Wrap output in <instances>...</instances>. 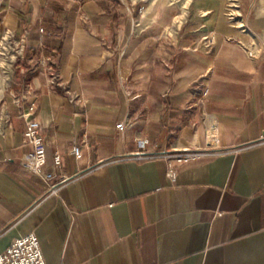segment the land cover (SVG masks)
<instances>
[{
  "label": "crops",
  "instance_id": "1",
  "mask_svg": "<svg viewBox=\"0 0 264 264\" xmlns=\"http://www.w3.org/2000/svg\"><path fill=\"white\" fill-rule=\"evenodd\" d=\"M226 3L0 0V40L19 47L0 92V254L34 234L45 264H264V40L244 44ZM30 105L55 194L20 165ZM213 122L218 154L169 180L161 155L203 148Z\"/></svg>",
  "mask_w": 264,
  "mask_h": 264
},
{
  "label": "built area",
  "instance_id": "2",
  "mask_svg": "<svg viewBox=\"0 0 264 264\" xmlns=\"http://www.w3.org/2000/svg\"><path fill=\"white\" fill-rule=\"evenodd\" d=\"M51 84L55 83L54 76L51 77ZM206 91L202 97L206 95ZM202 99V98H201ZM35 108L33 105L27 107L21 112L25 119V130L23 138L31 146V152L26 153L20 159V165L27 169L31 174L40 176L47 184L50 194H55L59 190L58 183H52L55 179L54 172L43 171L45 165V146L41 136V127L37 121L31 118ZM123 127L122 123L116 125L117 129ZM217 126L213 122L209 125L205 133V146L203 148H184L173 154H163L161 157L166 162V177L169 180H174L177 176L178 169L181 166L191 162L202 160L209 156L217 155L218 152ZM73 151H75L73 149ZM142 154H139L141 156ZM60 156L54 157V167L60 166ZM0 264H45L43 260L39 242L34 234H28L24 237L15 239L9 246L0 254Z\"/></svg>",
  "mask_w": 264,
  "mask_h": 264
},
{
  "label": "rangeland",
  "instance_id": "3",
  "mask_svg": "<svg viewBox=\"0 0 264 264\" xmlns=\"http://www.w3.org/2000/svg\"><path fill=\"white\" fill-rule=\"evenodd\" d=\"M135 1L144 4L145 7L151 6V4L153 7L157 4L186 7L191 0ZM224 17L226 23L242 36L241 39L247 46L258 45L264 40V0H227ZM15 46V43H11V38L7 34H3V38L0 40V92L7 84L8 80L5 79L11 75L17 55L19 56V47Z\"/></svg>",
  "mask_w": 264,
  "mask_h": 264
},
{
  "label": "bare ground",
  "instance_id": "4",
  "mask_svg": "<svg viewBox=\"0 0 264 264\" xmlns=\"http://www.w3.org/2000/svg\"><path fill=\"white\" fill-rule=\"evenodd\" d=\"M14 57V56H13ZM13 57H11V58H13ZM4 69V68H3ZM8 77H9V75L6 77V79H8Z\"/></svg>",
  "mask_w": 264,
  "mask_h": 264
}]
</instances>
